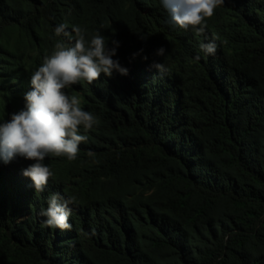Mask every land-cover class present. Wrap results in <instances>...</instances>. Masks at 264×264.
I'll list each match as a JSON object with an SVG mask.
<instances>
[{
  "label": "trees",
  "instance_id": "trees-1",
  "mask_svg": "<svg viewBox=\"0 0 264 264\" xmlns=\"http://www.w3.org/2000/svg\"><path fill=\"white\" fill-rule=\"evenodd\" d=\"M60 24L117 40L129 74L65 90L99 123L75 160L45 158L43 192L22 174L35 161H0V264H264V0H225L203 34L161 0H0V123L74 44ZM54 193L75 197L71 230L43 226Z\"/></svg>",
  "mask_w": 264,
  "mask_h": 264
},
{
  "label": "clouds",
  "instance_id": "clouds-1",
  "mask_svg": "<svg viewBox=\"0 0 264 264\" xmlns=\"http://www.w3.org/2000/svg\"><path fill=\"white\" fill-rule=\"evenodd\" d=\"M224 2L161 0L172 23L181 29L191 28L197 34L205 32L207 20ZM67 28L66 24L58 25L55 35H62L68 41L74 39V44L55 43L51 54L44 56L41 66L31 75L30 90L24 94L25 107L11 114L8 121L0 123V161L8 164L17 156L35 161L22 174L30 178L36 192H43L53 176L50 167L44 163L45 158L75 160L80 144L88 140L87 135L81 134V128L87 132L99 123L95 115L83 110L76 95H69L65 90L81 82L92 84L102 75L111 78L114 73L121 76L129 74L127 67L122 66L118 59H113L120 46L117 40L112 39V47H109V38L100 33L93 35L89 41L82 27L73 26L71 32ZM200 47L207 55H215L217 51L214 41ZM165 53L163 46L156 51L160 57ZM144 59L147 60V57ZM151 67L160 73L167 71L163 63L153 62ZM88 156L94 157L95 153L89 151ZM74 203L75 197L65 199L59 193L52 194L47 208L40 213L45 217L43 226L71 230L69 217L72 210L69 206Z\"/></svg>",
  "mask_w": 264,
  "mask_h": 264
}]
</instances>
